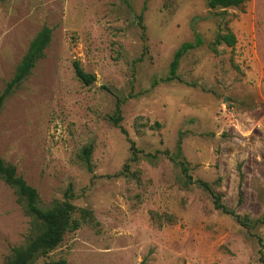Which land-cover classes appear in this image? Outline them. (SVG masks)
Masks as SVG:
<instances>
[{
	"label": "rangeland",
	"instance_id": "obj_1",
	"mask_svg": "<svg viewBox=\"0 0 264 264\" xmlns=\"http://www.w3.org/2000/svg\"><path fill=\"white\" fill-rule=\"evenodd\" d=\"M43 25L44 57L0 112V157L42 208L69 189L97 223L66 233L36 264H264V2L0 1V91ZM225 28L236 42L214 51ZM196 39L178 79L164 81L175 51ZM74 60L92 84L75 77ZM117 103L127 135L110 119ZM198 179L252 225L215 209ZM28 222L0 179V264Z\"/></svg>",
	"mask_w": 264,
	"mask_h": 264
},
{
	"label": "trees",
	"instance_id": "obj_2",
	"mask_svg": "<svg viewBox=\"0 0 264 264\" xmlns=\"http://www.w3.org/2000/svg\"><path fill=\"white\" fill-rule=\"evenodd\" d=\"M4 1V0H0ZM210 8H227L237 7L248 0H206ZM220 31L216 34L212 42L214 51L215 46L225 43L232 47L236 42V37L230 29ZM52 29L47 25H43L29 41V44L16 63L12 76L5 82L3 89L0 91V112L3 109L5 101L13 94L15 89L20 86L35 67L37 61L44 57V50L51 40ZM200 44L196 39L195 42H186L182 44L174 53L169 64L168 75L163 78L164 81H172L178 79L177 67L181 57L189 50ZM73 69L75 77L84 85H90L95 81V76L86 72L78 60L73 61ZM114 125L119 127L121 132L127 135L126 130L120 125V109L117 103L116 112L110 118ZM130 143V160L136 159V148L134 142L129 139ZM91 145L85 146L82 150L87 167L90 168L89 156L91 153ZM182 171L186 172L185 165L180 163ZM0 179L10 186L17 201L23 206L24 212L29 217L28 228L24 240L21 244L13 246L10 253L6 255L2 264H36L41 258H46L53 250H55L63 241L64 235L68 232L79 229L83 223H97L92 210L85 207H78L71 201V192L68 189L64 194V199L55 201L51 206L42 208L40 206L39 194L35 187L29 185L25 179L17 173L14 164L5 161L0 157ZM196 183L207 190L213 199L215 209L234 216V218L245 227L252 224L250 218L235 213L234 210L228 208L221 201V193L215 192L211 185L203 180H196ZM240 189V184H239ZM240 196V194H239ZM45 264H69L65 257H59ZM215 264V263H208Z\"/></svg>",
	"mask_w": 264,
	"mask_h": 264
},
{
	"label": "crops",
	"instance_id": "obj_3",
	"mask_svg": "<svg viewBox=\"0 0 264 264\" xmlns=\"http://www.w3.org/2000/svg\"><path fill=\"white\" fill-rule=\"evenodd\" d=\"M264 2V0H262Z\"/></svg>",
	"mask_w": 264,
	"mask_h": 264
}]
</instances>
